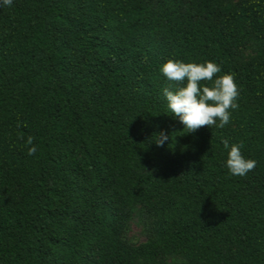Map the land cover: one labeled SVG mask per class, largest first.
Returning a JSON list of instances; mask_svg holds the SVG:
<instances>
[{"label":"trees","instance_id":"16d2710c","mask_svg":"<svg viewBox=\"0 0 264 264\" xmlns=\"http://www.w3.org/2000/svg\"><path fill=\"white\" fill-rule=\"evenodd\" d=\"M252 37L264 0L0 7V264H264V47L238 62ZM169 59L235 74L228 125L186 134L163 94ZM224 140L255 170L231 175ZM137 205L154 221L131 245Z\"/></svg>","mask_w":264,"mask_h":264},{"label":"clouds","instance_id":"9594fccd","mask_svg":"<svg viewBox=\"0 0 264 264\" xmlns=\"http://www.w3.org/2000/svg\"><path fill=\"white\" fill-rule=\"evenodd\" d=\"M13 0H0V7H11ZM221 66L213 61L203 63L169 59L160 67V72L173 84L175 89L166 87L163 94L167 106L174 117H177L187 130L186 134L195 133L201 127L224 128L231 122L232 110L238 109L237 100L240 95L239 86L235 82L234 73H221ZM19 126V125H18ZM154 143L163 146L170 139L164 131L156 134ZM23 139V137H21ZM34 137H27L28 155L37 152ZM227 150L226 168L234 176H246L255 170L257 161L246 158L241 149L242 144L229 145L224 140Z\"/></svg>","mask_w":264,"mask_h":264},{"label":"rangeland","instance_id":"374dc122","mask_svg":"<svg viewBox=\"0 0 264 264\" xmlns=\"http://www.w3.org/2000/svg\"><path fill=\"white\" fill-rule=\"evenodd\" d=\"M242 0H228L233 4H240ZM264 43L256 39L250 38L244 46L238 50V62L240 64H248L255 62L260 51H262ZM154 217L151 212L146 210L143 206L137 205L134 207L131 219L128 222L127 229L124 232V239L131 245H138L151 238V225ZM159 258H163L159 256ZM165 260L171 264H182L183 259L177 256H167Z\"/></svg>","mask_w":264,"mask_h":264}]
</instances>
